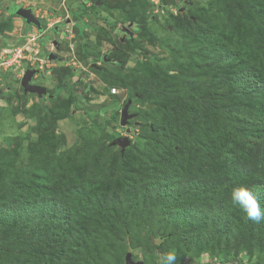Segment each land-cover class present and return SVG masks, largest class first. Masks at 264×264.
I'll list each match as a JSON object with an SVG mask.
<instances>
[{
	"label": "rangeland",
	"instance_id": "rangeland-1",
	"mask_svg": "<svg viewBox=\"0 0 264 264\" xmlns=\"http://www.w3.org/2000/svg\"><path fill=\"white\" fill-rule=\"evenodd\" d=\"M100 1L0 0V186L16 169L37 170L41 165L38 152H42L43 147L47 149L49 162L60 159L63 160L60 166L68 167L67 173L57 178L53 189L57 188L58 192L70 197L71 209L75 207L83 211L84 207L88 208L81 204L82 194L86 200L95 193L107 200V209L118 207L125 229L113 225L112 218L108 223H101L100 219L96 231L99 233L85 241L84 264H125L129 249L131 259L143 264H158L160 256L169 251L177 254V264H206L205 252L210 253L208 264H226L224 261L234 256H246L248 264H264V248L256 247L258 239H252V235L246 236L244 249L225 241L229 244L225 245L226 252L222 241L209 247L201 236L191 239L187 235H192L186 233L183 236L188 240L184 242L173 234L177 231L178 207L182 209V204L189 203L185 198L176 202V190L166 186L165 181L170 172L176 171L180 144L177 145L167 133L164 138L156 134L154 121H151L157 117L151 107L154 98L146 96L141 102L135 96V84L139 87L162 82L163 86H171L174 91L188 95L189 91L208 92L203 88L205 79L199 70L202 65V54L197 53L199 32L188 31L191 27L188 23L193 22L192 13L204 12L206 19L209 18L217 8L214 0H109L105 1L109 10L101 7ZM84 2L87 5L95 3L97 9L93 11L94 17L83 15L84 26L79 25L77 29L76 20L68 8L79 7ZM18 6L24 9L33 7L34 15L41 22V35L34 25H27L21 17L13 14L20 8ZM7 8L14 16L7 13ZM122 23H134L132 30L137 34L134 40L139 42V50L128 42L119 44L114 38L113 33ZM135 23L143 25V32ZM31 37L36 40L28 46V51L23 50L25 59L19 66L8 68L2 64L1 59H10L9 53L25 46ZM51 53L56 56L53 61L48 60ZM39 61L44 62L43 72L35 76L33 84L45 88L47 98L23 94L20 89L23 73L38 69ZM116 62L121 67L115 65ZM164 72L168 73L167 78L163 77ZM68 75H71L70 92L63 86ZM110 86L117 90L114 97L108 94ZM171 95L168 93L165 97L167 106ZM126 105L130 117L125 126L113 122L103 129V122L114 114L120 115ZM145 123L149 124L150 133L146 131L143 135L140 126ZM111 131L129 140L123 152L119 146L111 144L114 140ZM149 139L152 141L148 142ZM80 162H85L82 163L84 169ZM78 165L81 166L79 172ZM186 165L185 159L182 166ZM43 175L45 173L41 171L38 177ZM109 175L115 179L123 175L130 181L135 180V184L122 189L121 184L106 180ZM70 179H76L72 182L74 185L66 183ZM142 187L147 190L145 201L141 198L143 192L136 196L137 189L142 190ZM77 189L82 194L76 192ZM118 193L122 198L119 205L113 207L111 200L119 199L116 198ZM62 200L58 199L59 205ZM103 202L100 199V203ZM124 202L128 204L122 205ZM1 204L0 200V207ZM45 208L46 211H60L53 206ZM29 226L28 229L34 227ZM232 228L230 225L227 230L231 232ZM148 230H157L162 237L152 242L147 236ZM169 234L171 236H167ZM0 235L2 245L7 249V252L0 253V264H32L34 258L29 259L31 256L40 257L44 264H80L76 260L79 251L73 237L69 240L60 237L55 239V244L46 234L42 237L45 252L15 257L17 245L7 239L5 232L1 234V229Z\"/></svg>",
	"mask_w": 264,
	"mask_h": 264
},
{
	"label": "trees",
	"instance_id": "trees-1",
	"mask_svg": "<svg viewBox=\"0 0 264 264\" xmlns=\"http://www.w3.org/2000/svg\"><path fill=\"white\" fill-rule=\"evenodd\" d=\"M105 1L109 0H101L100 6L109 10ZM214 3L217 8L209 18L206 19L204 12L192 13L193 22L188 23L191 25L188 31L199 32L200 48L197 53L202 54L199 70L205 79L203 88L208 92L189 91L188 95L174 91L171 86H163L162 82L139 87L135 84V96L141 102H144L146 96L154 98L155 102L151 107L156 111L157 117L151 121H154L156 134L164 138V133H167L177 145L180 144L176 171L173 172L174 175L170 172L165 181L166 186L170 185L176 190V202L185 198L189 203L182 204V209L178 207L177 231L173 234L184 242L188 240L183 236L187 233L192 235H187L191 239L201 236L209 247L218 241L227 246L229 244H225V241H228L240 249L246 248V236L252 235V239H258L256 247L264 248V221L255 223L249 220L243 209L233 203L231 198L233 188L244 186L257 194L261 208L264 209V0H214ZM87 4L84 2L79 7L68 8L76 20L77 29L79 25L84 26L81 21L83 15H90L89 18L95 16L93 11L97 9V5ZM8 9L7 13L12 15V10ZM135 24L143 32V25ZM108 26L111 27L109 24ZM128 43L139 50V42L133 40ZM117 64L121 67L116 62L115 65ZM168 76L167 72L163 73L164 78ZM70 79L71 75H68L63 81L68 92L71 91ZM110 89L109 96H116L111 95ZM21 91L23 92L22 89ZM168 93L172 94L168 100L169 106L165 104ZM75 107L80 109L79 104L75 103ZM118 119L119 113L112 115L103 122V129L110 123H118ZM140 131L143 135L146 131L150 133L149 124H142ZM119 136L111 131L113 139ZM150 141L152 139L148 142ZM42 150L38 152L41 154V165L37 170L16 169L10 179L4 178L5 181L0 186L1 234L5 232L7 239L18 246H15V257H28L36 251L45 252L42 237L46 234L49 235L48 238L52 237L50 241L54 240L55 244V239L60 237L65 240L73 237L79 251L76 260L84 264L85 241H90L94 234L99 233L96 232L98 221L101 219V223H108L112 218L115 222L113 225L118 228L124 226V229L125 222L120 218L122 215L118 214V207L107 209V200L100 193L84 200L82 192L77 189L76 192L82 194L81 204L88 208L84 207L83 211L76 210L75 207L71 209L70 197L58 192L57 188L53 189L57 178L67 173L68 167L62 168L60 165L63 160L60 159L49 162L47 149L42 147ZM185 159L188 165L182 166ZM82 163L85 162H80L84 169L85 165ZM80 165L77 166L78 172L81 171ZM41 171L45 175L38 177ZM126 175L132 176L128 173ZM106 180L121 184L122 189L135 184V180L130 181L123 175H118L117 179L109 175ZM73 181L76 179L67 180L66 183L74 185ZM73 187L72 191L76 189ZM145 189L142 187V190L136 191V196L140 195V191L143 192V201L147 196ZM119 195L122 196L118 193L116 198L119 199L116 201L111 200L113 207L119 205L122 198ZM62 198L59 205L58 199ZM100 199L104 202L100 203ZM89 200L92 202L89 203ZM175 201L171 202L176 203ZM127 204L124 202L122 205ZM46 206H53L60 211H46V208L43 209ZM29 224L34 226L33 229H28ZM230 225L233 227L231 232L227 230ZM153 232L147 231L152 242L162 237L157 230ZM125 233L127 234L126 231ZM1 237L0 235L2 254L7 249L3 247ZM166 239L165 236L164 240ZM153 246L157 248L155 243ZM127 253L131 254V250ZM30 258H34L32 264H44L40 257ZM224 262L248 264L246 256H234Z\"/></svg>",
	"mask_w": 264,
	"mask_h": 264
},
{
	"label": "clouds",
	"instance_id": "clouds-1",
	"mask_svg": "<svg viewBox=\"0 0 264 264\" xmlns=\"http://www.w3.org/2000/svg\"><path fill=\"white\" fill-rule=\"evenodd\" d=\"M48 60H46V61H48ZM49 61H52V60H49ZM43 66H42V68L38 67V69H28V70L37 71L34 74V75H37L39 72H43ZM31 85H33V84H31ZM37 86H39V85H37ZM20 88H21V80H20ZM110 93H111V91H110ZM46 95H47V93H46ZM46 95H44L43 98H45ZM111 95H117V93L111 94ZM47 97H48V95H47ZM119 117H120V115H119ZM118 122L120 125L119 119H118ZM124 126L120 125V127H124ZM119 137H122V136H119ZM123 138H126V137H123ZM231 198H232L233 203L238 204L243 209V211L245 212V214L249 220H251L255 223H260L261 221H264V209L261 208L260 201L257 198V194H254L252 191H250L248 188H246L244 186H238V187L233 188ZM158 243H159V241H158ZM203 256L205 257L206 264H208V260L210 258V253L205 252V253H203ZM177 261H178V256L175 253V251H169V252L164 253L160 256L158 264H177Z\"/></svg>",
	"mask_w": 264,
	"mask_h": 264
},
{
	"label": "water",
	"instance_id": "water-1",
	"mask_svg": "<svg viewBox=\"0 0 264 264\" xmlns=\"http://www.w3.org/2000/svg\"><path fill=\"white\" fill-rule=\"evenodd\" d=\"M15 14H17V16L21 17L27 25L32 24L37 28L38 31L41 32L42 27H41L40 21L33 16L30 9H23L20 7L18 9H16ZM48 59L53 61L56 59V56L51 53L48 56ZM36 72L37 71H35V70H26L24 72V75L21 79V88L25 94H27V93L35 94L39 98H42L47 93L46 89H44L41 86L31 85V83H30L33 75ZM129 117L130 116L127 113V105H126L123 108V110L120 114V117H119L120 125L124 126L126 124L127 120L129 119ZM111 144L113 146H119L121 151L123 152L124 149L129 145V140L127 138L118 137V138H115ZM125 264H143V263L142 262H136V263L133 262L131 259V254L127 253V255L125 257Z\"/></svg>",
	"mask_w": 264,
	"mask_h": 264
},
{
	"label": "flooded vegetation",
	"instance_id": "flooded-vegetation-1",
	"mask_svg": "<svg viewBox=\"0 0 264 264\" xmlns=\"http://www.w3.org/2000/svg\"><path fill=\"white\" fill-rule=\"evenodd\" d=\"M20 7V6H19ZM24 9V8H23ZM26 9H30L31 10V13L33 14V16L36 18V16L34 15V10H33V7L32 8H26ZM40 24H41V22H40ZM132 27H133V24H126V23H122L120 26H118V28H117V30H116V32H112L113 33V36H114V38L117 40V42L119 43V44H125L126 42H128V41H133L135 38H136V33H134L133 32V30H132ZM140 28V27H139ZM37 29V28H36ZM38 31V30H37ZM39 32V34L41 35L42 34V32H43V30H41V32L40 31H38ZM41 38L43 39L44 38V36L42 37L41 36ZM53 45H55V46H57L56 44H53ZM111 50V49H110ZM109 50V51H110ZM103 61H106V58L105 57H103ZM116 64V63H115ZM35 76L36 75H33V77H32V79H31V84H33L34 83V78H35ZM34 85V84H33ZM47 95H48V93H47ZM47 95H46V97H47ZM45 97V98H46Z\"/></svg>",
	"mask_w": 264,
	"mask_h": 264
},
{
	"label": "built area",
	"instance_id": "built-area-1",
	"mask_svg": "<svg viewBox=\"0 0 264 264\" xmlns=\"http://www.w3.org/2000/svg\"><path fill=\"white\" fill-rule=\"evenodd\" d=\"M35 40H36L35 37H31L29 40L26 41L25 46H23L22 48L18 47L13 52H10L9 56H12V57L10 59H5V58L1 59L2 64L8 66V68H13V67L19 66V63L23 59H25V56H23V50L28 51V49H29L28 46L31 43H34ZM11 53H14V54H11ZM39 62H40L39 68L40 67L42 68V66L44 65V62L43 61H39ZM46 62H48V61H46ZM110 91H111V94L117 93V90L115 88H111Z\"/></svg>",
	"mask_w": 264,
	"mask_h": 264
},
{
	"label": "crops",
	"instance_id": "crops-1",
	"mask_svg": "<svg viewBox=\"0 0 264 264\" xmlns=\"http://www.w3.org/2000/svg\"><path fill=\"white\" fill-rule=\"evenodd\" d=\"M14 5H15V4H14ZM16 6H17V5H16ZM84 22H85V21H84ZM85 24H88V23L85 22Z\"/></svg>",
	"mask_w": 264,
	"mask_h": 264
}]
</instances>
